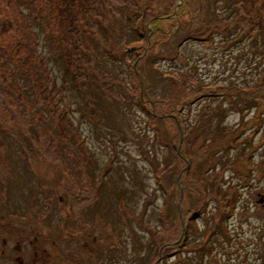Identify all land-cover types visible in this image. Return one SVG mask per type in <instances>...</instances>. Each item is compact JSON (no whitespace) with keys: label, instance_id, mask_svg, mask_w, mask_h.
I'll return each mask as SVG.
<instances>
[{"label":"rangeland","instance_id":"obj_1","mask_svg":"<svg viewBox=\"0 0 264 264\" xmlns=\"http://www.w3.org/2000/svg\"><path fill=\"white\" fill-rule=\"evenodd\" d=\"M228 1L181 0L184 2L182 10L154 25L149 17L158 14V10L166 15L165 12L170 11L167 7L172 2L178 5L179 0H71L74 17L70 11H62L63 6L67 5L63 0H35L39 20L29 22V27L36 33L38 45L33 57L29 58L32 62L26 60L27 48L16 44L19 33L15 27L22 14L17 11L13 0L10 4L3 3L0 18L14 21V27L5 31L0 29V47L6 48L9 58L17 64H24L26 70L33 63L31 70L38 72L41 83L38 77H34L37 74L34 72L32 83L28 82L31 99L22 97L19 100L14 91L6 92L0 88V142L5 144H0V264H89L85 261L87 254H91L95 262L92 264H98L95 258L97 248L103 249L107 264H146L145 253L149 248H154L153 257H157L159 249L164 257L169 258L168 262L174 264V249L183 245L191 218H194L192 224L195 222V228L200 231L191 230V239L182 255H188L187 250L208 248L211 251L202 256L203 264H244L246 259H254L258 264L256 258L264 264V248L261 246L264 243V207H253L255 202L264 204V199L258 202V195L247 194L249 189H257L262 194L260 198L264 197V119H260V113L264 111V103H261L264 90L263 94H258V89L246 93L255 99V106L250 108H246L242 101L245 100L244 95L232 90L212 91L218 96L213 99L201 98L198 104L195 101V111L186 116L187 110H181V103H186L185 92L191 91L192 84H172L162 73L181 76L195 69L194 79L199 78L206 85L246 88L253 84L259 59L234 56V50L228 52L225 33L215 31L207 39L199 40L187 31L188 28L194 30V27H199L203 18L208 21L216 16L232 23L233 15L226 8ZM263 1L256 0L255 4H264ZM261 6L259 13L264 18V5ZM91 7L94 8L92 12ZM146 7L153 8L156 13L148 12ZM238 7L240 13L247 17L243 14L241 2H238ZM21 9L26 12L23 6ZM72 17L73 34L67 33ZM177 25L182 29L178 32L181 35L175 38L171 33ZM207 25L212 27V21ZM122 27H126L130 33L125 34ZM136 32L138 35H135ZM27 35L31 39L29 31ZM63 35L67 41L70 40L69 47L87 56L80 63L74 61L76 70L89 65L87 70L91 76L100 74L106 82L109 79L113 81L107 75H119L126 80V83L120 84L132 86L139 107L131 104L135 107L134 111L129 110L124 117L126 124L139 132L141 143L147 142L149 149L145 154L130 157L126 149L116 151V142L119 147L124 144L115 138L117 133L114 129L110 131L114 137H109L108 123L105 125L93 119L86 111L82 115L84 110L79 104L84 94L71 87L68 83L70 80L61 79L59 62L56 64L59 51L65 49L66 43L65 40L58 42L55 37L64 39ZM134 37L138 39L131 40ZM184 37L188 39L180 44ZM131 46L133 51L130 50ZM40 57L44 58L43 67ZM138 62L142 82L133 79L130 72V64L134 66ZM11 68L16 71L12 64ZM134 71L137 75L138 71ZM4 74L7 77L0 74V84L5 85L9 83L10 76ZM19 74H23V71ZM17 80L20 84L25 83L21 76H17ZM54 82L59 86L56 90H59L50 93ZM85 82L88 86V80ZM119 86L122 91L121 85L116 84L114 88ZM88 92H92L90 87ZM127 94L122 96L127 97ZM57 96H62V102L50 110ZM156 97H164L165 100H154ZM142 106L147 113L141 109ZM241 107L243 111L239 112ZM219 108L225 110L222 123L236 126L216 133L217 137L203 135V138L207 137L204 143L208 155L205 154L201 162L204 143L196 139L194 133L183 132L181 128L184 125L179 115L182 112L183 122L196 130L206 110L210 112L209 120H218L216 111ZM63 111L65 117L70 118L67 128L73 132L76 146L84 154L80 157L69 145L68 137L64 138L57 131L55 137L51 134V130L62 125L58 115ZM153 114L159 116L153 117ZM196 115L201 118L197 119ZM186 118L189 120L186 121ZM241 118L244 122H240ZM97 124L100 125L98 131H101V137L107 142L97 138ZM184 135L189 145L183 142ZM25 136L29 140H25ZM233 138L237 140L236 143L231 142ZM126 139L136 137L126 135ZM7 141L14 149L17 146L20 148L17 141L26 147L25 143L29 141L31 147L27 155L20 149L18 154H12ZM164 150L168 151L167 157ZM227 150L230 156L245 151L251 160L245 163L238 157L229 161L219 158ZM211 155L218 160L216 165L210 161ZM24 158L28 161H24ZM163 165L167 168L157 171V166ZM222 168L225 186L231 187L234 183L240 191L235 211L231 217L227 216L226 222L232 236L223 239L224 248L217 240L213 241L218 236L216 233L219 234L214 230V225L222 205L214 194L206 195L211 191L209 177L215 175V169ZM201 170L210 172L205 180L202 179L204 173L200 174ZM100 175H104L103 179L99 178ZM129 175L134 185L140 187L135 188L137 201L130 210L120 199L115 209L110 207L109 213L105 205L101 211L107 215L102 217L96 212L99 198H102V206L104 200L111 197L106 195L108 189L110 193L112 191V182L119 179L124 185H129L131 182L125 178L130 179ZM123 176L124 179H121ZM246 178L251 179V185L246 184ZM25 183L32 195L24 203L20 190ZM202 186L208 188L205 194L202 193ZM140 194L147 199L143 200ZM204 195L207 199H214L208 201L199 214L198 200L203 202ZM191 201L195 205L190 207ZM41 210H44L43 213ZM239 223L242 224L241 228L238 227ZM138 252H141V259ZM136 253L139 259L134 256Z\"/></svg>","mask_w":264,"mask_h":264},{"label":"trees","instance_id":"obj_2","mask_svg":"<svg viewBox=\"0 0 264 264\" xmlns=\"http://www.w3.org/2000/svg\"><path fill=\"white\" fill-rule=\"evenodd\" d=\"M15 7L17 8V11L19 13L22 14V19H19L18 21V25L15 27V29L17 28V32L19 33L18 36L16 37V44L18 46H22V47H26V51H27V56L28 59H26L27 61L29 60V58L33 57V53L34 51H36V44L38 45V41L36 39V33L33 32L32 30H30L29 27V22L31 21H36L37 19L39 20V14L38 12L35 11V4L34 1L35 0H13ZM256 0H229L228 3L226 4V8L228 10H230V12L228 13H232L233 15V21L232 23H230L229 21H227L224 18H218V17H214L211 20L206 21L204 18L202 19V24L199 27H194L195 29H191L188 28L187 31L192 33V35L194 37H197V39L199 40H205L207 39V37H209V35L212 32L218 31L219 33H225L224 37L226 40V50L229 52L230 50H234L236 53L234 54V56H250L251 58H256L259 59L256 65V68H258V72L255 75V80L253 81V84L250 86H247L246 88H243L241 86H235V85H231V86H219L216 85L214 87H209V86H203V84L201 83L200 79L197 78V80L194 79V74L196 73L195 69H190L187 73L184 72L181 76L179 75H170V72H162L164 73L165 77H167L168 79L171 80L172 84H184V83H189L190 85L192 84V88L191 91L189 92H185V100L186 103H181V110H183L184 108H186L187 113L186 116L192 115V112L195 111L193 109V104L196 105L195 101H197V104L200 103V99L201 98H210L213 99L216 96H218V94L213 93L216 90H220V91H228V90H232L236 93H239L240 95H244L245 100L242 99V101L245 103L246 108H250L251 106H255V99L249 95H247V92H251V91H255L256 89H258V94H263L262 91L264 90V63L262 62L264 59V18L260 17V13H259V8H262L261 5L259 4H255ZM11 3V0H0V10L2 11V5L3 3ZM171 2V1H170ZM238 2H241L242 7H243V14L246 15L247 17H244L239 10L238 7ZM63 3L67 4L65 6H63L62 11L69 12L72 14V16L74 17L75 12L73 9H71V0H63ZM184 2H180L176 8L173 2L167 7V10L170 9L169 12H165L166 15H162L159 12H163L158 10V14H152L149 19L153 22L154 25H157L155 23L159 22L161 19H165V17H169V15H172L173 13H177L180 10H182L183 8V4ZM264 3V1H263ZM70 5V6H69ZM21 6H23L24 8H26V12H24V10L21 9ZM81 8V6H79ZM233 9H232V8ZM69 8V10L67 9ZM94 8L91 7V12ZM145 9L148 10V12H155L156 11L153 8L150 7H146ZM177 9V10H175ZM246 10V11H245ZM256 10H258V12H255ZM245 11V12H244ZM205 12V11H204ZM205 15V14H204ZM73 17L69 19L70 21V28L68 27V31L67 33H72L71 31V26H73ZM67 18H69V13ZM68 21V22H69ZM212 21L213 26L210 27L207 24ZM14 27V21L11 20H4L3 18H0V29L1 30H9L10 28ZM184 27V26H183ZM121 29H123L122 31L126 33H130V31L126 28V27H122ZM182 28L180 26H175L173 27V32L171 33L175 38H177L178 36H180L181 34L178 33ZM97 30V29H96ZM29 31L30 33V38L27 35V32ZM133 32V31H132ZM98 33V30H97ZM135 35H138V33L136 32ZM184 35H189L188 34H184ZM63 38H60L59 36L55 37V40H58V42H63L65 40L64 46L65 49L59 51V56L58 59L56 60V64L57 62L58 65L60 67L59 70L62 73L61 74V79L63 81L66 80H70L68 81V83L71 85V87H74L76 89H78V91H80L81 93H83L84 97L81 98L82 102L81 104H79V106L84 110L83 111V116L85 115L84 112L86 111V113L89 114L90 117H92L93 119H97L101 122H104V124L106 125L107 123V127H109V137H114V133L110 134V131L112 130V128L114 129V131L117 133V136L115 138H117L119 141H121L124 145H121V147L118 146V143L116 142V146L115 149L117 151V149H123V150H127V155L131 156H136V154H145L148 151V147H146L147 142L145 143H141V138L140 135L138 134L139 132H136L135 130H133L129 125L126 124V120H125V115L129 112V110H133L135 109V107L133 106L134 104L137 105L139 107V103L135 100L134 97V92L132 86L130 87L128 84H120L121 82L126 83V80L123 79L122 77H120L119 75H115V76H110L107 75L109 77L112 78L113 81H105V77L100 74H95L93 76H91V72H89L87 69H89V65H84V67H82V70H76L74 68V61L76 63H80V61L82 59H86L87 56L85 54H82L79 52V50H77L76 48L73 49L72 47H69L71 42L70 40L67 41L66 38L63 35ZM61 39V40H60ZM138 38L134 37L131 38V40H137ZM187 37H184L182 39V41L180 42V44L187 40ZM168 41V40H167ZM166 41V42H167ZM165 43V42H164ZM69 44V46H68ZM178 44V46L180 45ZM128 46H130L128 44ZM129 49V47L127 48ZM131 50V49H130ZM82 51V49H81ZM128 51V50H127ZM130 54L132 55V53L130 52ZM247 54V55H246ZM75 56V60L74 57ZM9 53L6 51V48L0 47V70L1 71H5L4 73H7L10 78H9V83L8 84H0V88L5 90L6 92L11 91L14 93H16V97L20 100L22 99V97H25L27 99H31L32 98V94L29 93L28 89H29V85L28 82L32 81V74L34 72H36L37 74H35L34 77H38V79H40L39 83H41V76L38 74V72L33 69L31 70V67L33 66V63H30L27 66V70L24 67V64H17L15 62L12 61L11 58H9ZM31 60V59H30ZM29 60V61H30ZM134 60V59H133ZM40 61V65L43 67V63H44V58L40 57L39 58ZM125 61L128 62V59L125 58ZM32 62V60H31ZM133 61H131L132 63ZM129 63V62H128ZM139 63L136 65H131L130 64V72L133 76V79L136 78L137 80H140L142 82L141 79V75L139 72ZM11 64L15 67L16 71H14V69L11 68ZM89 64V63H88ZM79 65H76L75 67H78ZM195 66V65H194ZM258 66V67H257ZM134 67V68H133ZM45 68V67H44ZM138 71V74H135L134 70ZM21 70L23 71V74H19L21 73ZM128 71V68L126 69ZM102 72H104L103 70H101ZM99 72V70L97 71ZM3 72H0V74L6 76ZM34 75V74H33ZM17 76H21L22 79L25 80L24 84H20L17 80ZM99 76V77H98ZM7 77V76H6ZM86 80H88L87 83H89V85H86ZM129 80L131 81L132 79L129 78ZM73 81V82H72ZM80 81V82H79ZM32 83V82H31ZM118 84L121 85V87H123L122 91L119 90L120 86L117 88H114V86ZM213 85V84H211ZM19 88H18V87ZM79 86V87H78ZM17 87V90L16 88ZM53 90L54 93L56 91L59 90V88L56 90V87H59L56 85V83H53ZM89 87L92 90L91 94L89 91ZM15 88V90L13 89ZM23 90H21V89ZM213 91V92H212ZM146 92V91H145ZM125 93H128L127 97H123L122 95H125ZM94 94V95H93ZM192 96H194L192 98ZM205 96V97H204ZM154 100H159L160 102L165 100L164 97H156V99ZM62 102V96H57L56 100L53 101V103L51 104L50 110L58 107L60 105V103ZM261 103H264V100L261 101ZM19 102H17V106L19 107ZM133 104V105H131ZM109 105H113L114 107H111ZM243 107H241V109L239 110V112H242ZM141 109L143 111H145L147 113V109H144V107L142 106ZM21 111V109L19 110ZM207 111V110H206ZM204 112L203 113V118L201 120V122L198 123V127L196 128V130H193L191 127H189L188 125H186L183 120H182V112L180 113V119L184 125V128H181L184 131H188L189 133H194L196 136V139H200L201 141H203L204 143V137L205 136H209V137H217L216 133L221 132V131H226V128H233V126H236L235 124H233V126L231 125H226L224 123H222V118L225 115V110L223 108H219L216 111V115L218 117V120L212 121L208 119V115L210 114V112ZM99 114H98V113ZM101 114V115H100ZM63 117H60L62 116ZM159 115L153 114V117H158ZM205 116V117H204ZM60 122L62 121V125L58 126L57 129L55 130V128L53 130H51V134L55 137L57 135V133L55 131H57L59 134H61L64 138H67V141L69 142V145L73 148V151H77L76 155L77 156H82L84 155L82 153V151L77 148L76 146V141L73 138V132H70L67 128V125L69 124V116L66 118L65 117V113L64 111L62 113H60L58 115ZM241 117H243V114L241 115ZM263 117L264 119V111L263 113H260V119ZM197 119H200V115H196ZM188 121L189 119L186 118ZM240 122H244V120L241 118ZM71 123V122H70ZM98 126L97 129V138L99 139H104L101 137V131L99 133V129H100V125H96ZM49 127H52L51 125H49ZM99 133V134H98ZM155 137L157 136V132H155ZM126 135H133L134 137H136V139H126ZM144 135V134H143ZM108 137V138H109ZM59 138V137H58ZM144 138V137H143ZM238 138V136L236 137V139ZM25 140H27L28 138L25 136L24 137ZM235 138H233L231 140L232 143H236L237 140L234 141ZM20 140V139H19ZM29 140V139H28ZM54 140V139H52ZM60 140V138H59ZM106 142L107 140L104 139ZM183 142L187 145H189V140L187 139L186 135L183 136L182 138ZM22 142V140H20ZM20 141H17V143L20 145V148L17 146L16 149L11 148L9 145V141L6 142L7 147L9 149V151L12 154H18L19 151L23 150L24 155L26 153H28V149H30L31 144L29 141H26V146L22 145V143ZM109 142V140H108ZM120 143V142H119ZM0 144H4L3 142H0ZM5 145V144H4ZM79 147V146H78ZM118 147V148H117ZM20 149V150H19ZM201 155L202 158L200 159L202 162L203 157L206 154V144H203V148L201 149ZM228 152V150H227ZM224 153V155L219 156V158L225 160V161H229L232 160L233 158L236 160V158L238 157L240 160H244L245 163L248 160H251L250 156L248 154L245 153V151H243L242 153L237 152L236 154H234L233 156H230L229 152L228 154ZM168 151L164 150V155L167 157ZM24 155H20L19 157ZM163 155V156H164ZM208 155V154H206ZM215 156H210V161L213 162L214 165L217 164L218 160H215L214 158ZM232 158V159H231ZM25 159V158H24ZM157 160V158H156ZM24 161H28V160H24ZM135 162V160L133 161ZM233 162V161H232ZM226 166H228L227 163H225ZM248 165L251 167V163H248ZM160 166V165H159ZM157 166V171H159L160 169H166L167 166L163 165L161 167ZM133 167V165H132ZM89 170V169H88ZM133 172V171H132ZM135 172V171H134ZM204 173V176H202V179L205 180L207 177H209L208 171H200V174ZM224 170L223 168L221 170L219 169H215L214 172V176L213 177H209L211 179V191H208V188L205 189L203 186V190L202 193H206L208 191V194H214L215 195V199H222V206L224 209H227V207L230 205V202L235 204L236 199L240 196V191L238 190V187L236 186V184H232L231 187L225 186V180H223V174ZM248 173H251L250 170H248ZM87 174V172L85 173ZM130 176V175H129ZM212 176V175H211ZM220 177V178H219ZM126 179L129 180V182H131V184L129 185H124L121 180L116 179L112 182L113 184V188L112 191L110 193V189H108V194L106 192V196H111L109 198H107V200H104V203L102 204V206H100V201L102 200V198H99L100 200L98 201V211H96L98 214L102 215V217H104V215H107L105 212L101 211V209L105 208V205L107 206L105 208V210L107 211V213H109L110 211V207L115 209V204L119 203V200L122 199L127 208L131 210V205H133L137 200H135L136 197V190L135 188L138 186H135L133 183V179L130 176V179L125 176ZM124 179V176L123 178ZM27 183V180H25ZM159 181V179H158ZM246 184L249 183L250 185L252 184L250 181V178H246L245 179ZM143 183V180L141 181ZM229 182V181H228ZM24 184V187L20 190L21 191V195L22 198H24V203L26 201H29V198L31 197L32 193L29 192L26 189V185ZM232 183V182H231ZM140 188V187H138ZM96 190V188L94 189V191ZM259 190L256 189V191H251L250 189L248 190L247 194H251V196H255L258 195ZM261 193V192H260ZM142 194H140L139 196H141ZM138 196V197H139ZM146 196V195H145ZM260 195H258L259 197ZM3 197L5 198V195L3 194ZM112 197L114 198V200L112 199ZM142 199H144V195H142ZM211 199H214L212 197L210 198H206V196L204 195L203 198V202H201V200H198L199 202V206L198 207V213L200 214V212L203 211V208L207 205L208 201H210ZM264 199V198H263ZM23 203V204H24ZM264 203V202H263ZM18 205H20V203H18ZM195 205V203L193 201L189 202V206H193ZM258 206H262L264 207V204H257V202L254 203L253 207H258ZM249 209V208H248ZM44 210H41L40 212L43 213ZM52 213V212H51ZM111 213V212H110ZM197 213V212H196ZM16 214V213H15ZM195 217H197V215L195 214ZM105 218V217H104ZM46 220V218H45ZM44 220V221H45ZM194 221V218H191L189 226H188V231L185 232V240L183 241V245H181V248L178 249H174V258H176V260H174L175 262H173L174 264H203V257L204 255H206V252L211 251L208 248H196V249H192V250H187L188 255L184 256L182 255V252H184V247H186L191 239V230L194 229L196 232H199L200 229H198L197 227L195 228L194 223L192 224V222ZM219 224V223H218ZM220 225V224H219ZM219 225H214L215 229L219 234L216 233V235H218L215 239L213 238V241H216L217 238L219 239V243H221V245H223L222 241L223 239L226 237L225 233L222 232V229ZM236 235V233H235ZM262 247H264L263 243L261 244ZM142 251V250H141ZM254 251V250H253ZM91 252H95L92 251ZM97 256L95 257L98 261V264H107L104 260V252L102 248H97ZM154 252V248H149L146 253H145V260H146V264H171L169 263V258L168 257H164L161 253V251L158 249V253H156L157 257H153L152 254ZM139 254V258L141 259V252H138ZM263 256H264V250L262 252ZM91 254H87V257L85 258V261H87L89 264L95 263L91 257ZM137 257V253L134 255ZM152 256V258H151ZM155 256V254H154ZM138 258V257H137ZM138 258V259H139ZM257 263L258 264H263L262 261L259 258H256ZM248 264H255L256 262L254 261V259L252 261L247 260ZM264 262V261H263Z\"/></svg>","mask_w":264,"mask_h":264}]
</instances>
